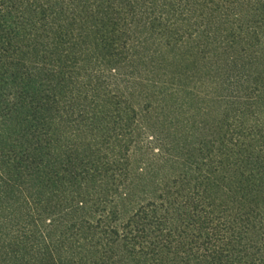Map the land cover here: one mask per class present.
I'll list each match as a JSON object with an SVG mask.
<instances>
[{
    "label": "trees",
    "instance_id": "1",
    "mask_svg": "<svg viewBox=\"0 0 264 264\" xmlns=\"http://www.w3.org/2000/svg\"><path fill=\"white\" fill-rule=\"evenodd\" d=\"M0 264H264V0H0Z\"/></svg>",
    "mask_w": 264,
    "mask_h": 264
}]
</instances>
